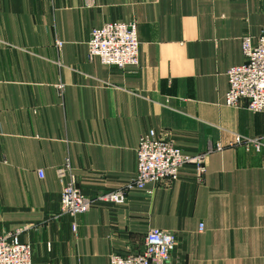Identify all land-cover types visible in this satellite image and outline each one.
I'll return each instance as SVG.
<instances>
[{"label":"crops","instance_id":"obj_1","mask_svg":"<svg viewBox=\"0 0 264 264\" xmlns=\"http://www.w3.org/2000/svg\"><path fill=\"white\" fill-rule=\"evenodd\" d=\"M111 20L137 21L139 64L89 58ZM263 27L264 0H0V233L21 227L33 264H109L151 227L176 233L169 264H264V144L234 143L264 135V112L225 103L243 35ZM150 129L206 153L205 177L187 163L122 203L62 211L59 166L86 195L123 187Z\"/></svg>","mask_w":264,"mask_h":264},{"label":"built area","instance_id":"obj_2","mask_svg":"<svg viewBox=\"0 0 264 264\" xmlns=\"http://www.w3.org/2000/svg\"><path fill=\"white\" fill-rule=\"evenodd\" d=\"M61 45L62 41L57 40ZM245 59L229 67L227 74L229 86L225 95L227 105H238L246 101L252 111L264 112V27L255 37L246 33L242 38ZM88 56L99 57L104 63L124 67L140 62V39L137 21L111 20L94 27L88 40ZM234 143L254 144L260 148L264 144V135L253 138L237 133ZM219 148L220 145H217ZM137 171L123 187L86 195L77 185L76 175L69 162L58 167L62 182V211L77 215L88 211L95 202L111 201L122 203L127 192L133 188H144L151 181L176 179L180 169L187 163L196 167L197 175L203 179L207 171L203 152H185L172 138L160 135L150 129L139 138L137 146ZM44 176V171L39 169ZM203 223L200 224L202 228ZM22 228L0 233V264H33L32 245L21 239ZM177 246L176 233L160 227H151L146 234L145 248L136 253L122 254L114 251L110 254L109 264H169L171 255Z\"/></svg>","mask_w":264,"mask_h":264}]
</instances>
